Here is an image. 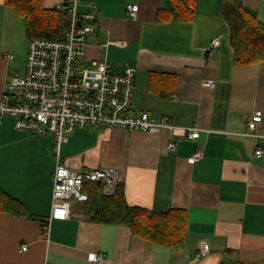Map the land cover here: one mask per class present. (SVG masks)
<instances>
[{
  "label": "crops",
  "instance_id": "obj_1",
  "mask_svg": "<svg viewBox=\"0 0 264 264\" xmlns=\"http://www.w3.org/2000/svg\"><path fill=\"white\" fill-rule=\"evenodd\" d=\"M191 3L189 20L169 13L171 2ZM238 2L264 24V0H43L45 9L76 4L95 16L86 59L113 71L136 70L130 115L149 113L177 126L174 133L122 128H77L60 150L74 169H115L130 207L153 214L185 212L186 234L175 247L157 245L126 224H100L72 203L70 219L42 224L52 207L54 141L0 123V189L23 203L32 218L0 212V264H264V157L244 136L247 118L264 114V63L240 64L222 7ZM128 5L139 11L129 17ZM221 46L209 51L214 39ZM24 20L0 0V101L7 81L21 73L29 45ZM7 56H12L8 59ZM212 80L214 90L202 84ZM197 127L192 141L181 128ZM264 133V125L261 128ZM174 152L166 150L171 139ZM197 147L200 161L190 164ZM209 245L208 255H199ZM27 246L26 251H21ZM104 254L101 263L90 254Z\"/></svg>",
  "mask_w": 264,
  "mask_h": 264
},
{
  "label": "built area",
  "instance_id": "obj_2",
  "mask_svg": "<svg viewBox=\"0 0 264 264\" xmlns=\"http://www.w3.org/2000/svg\"><path fill=\"white\" fill-rule=\"evenodd\" d=\"M66 13L69 27L65 39L53 40L35 37L29 40L23 72L12 74L0 101V123L5 117L13 119L14 130L29 136L47 137L54 141L56 168L52 175L51 212L42 224V238L48 240L50 227L55 221L70 219L72 203L88 201L84 192L86 184H99L105 197L117 194L120 177L115 169L74 170L60 163V150L69 135L77 128H122L128 132L159 134L164 130L174 133L177 126L165 117L142 113L130 115L136 85V70L127 68L123 73L113 71L106 62L86 59V41L94 31L95 16L80 15L76 4L55 8ZM129 17L139 11L137 5H128ZM222 36L214 39L209 51L221 46ZM12 59V56H7ZM206 90H214L215 82L206 80ZM263 113L258 111L247 118L243 134L257 141L255 156L264 157ZM192 141L200 139L197 127L181 128ZM177 143L172 138L166 146L174 152ZM204 157V150L197 147L189 158L194 164ZM22 246L21 251H26ZM210 252L204 245L199 255ZM104 254H90L89 261L101 263Z\"/></svg>",
  "mask_w": 264,
  "mask_h": 264
},
{
  "label": "trees",
  "instance_id": "obj_3",
  "mask_svg": "<svg viewBox=\"0 0 264 264\" xmlns=\"http://www.w3.org/2000/svg\"><path fill=\"white\" fill-rule=\"evenodd\" d=\"M6 6L24 20L29 39H65L69 27L66 13L45 9L43 0H5ZM192 4L171 2L169 13L174 18L189 20L193 16ZM230 30V43L235 51V60L240 64L264 63V24L246 12L238 2H228L222 7ZM84 192L88 201L83 203V212L100 224H126L132 232L157 245L175 247L185 238L187 218L185 212L172 210L165 214H153L145 209L130 207L123 188L119 185L114 197H105L101 186L86 184ZM0 212L32 218L25 205L0 189ZM44 223V222H43Z\"/></svg>",
  "mask_w": 264,
  "mask_h": 264
},
{
  "label": "bare ground",
  "instance_id": "obj_4",
  "mask_svg": "<svg viewBox=\"0 0 264 264\" xmlns=\"http://www.w3.org/2000/svg\"><path fill=\"white\" fill-rule=\"evenodd\" d=\"M263 116H264V114H263ZM90 256V255H89Z\"/></svg>",
  "mask_w": 264,
  "mask_h": 264
},
{
  "label": "rangeland",
  "instance_id": "obj_5",
  "mask_svg": "<svg viewBox=\"0 0 264 264\" xmlns=\"http://www.w3.org/2000/svg\"><path fill=\"white\" fill-rule=\"evenodd\" d=\"M25 67V66H24Z\"/></svg>",
  "mask_w": 264,
  "mask_h": 264
},
{
  "label": "water",
  "instance_id": "obj_6",
  "mask_svg": "<svg viewBox=\"0 0 264 264\" xmlns=\"http://www.w3.org/2000/svg\"><path fill=\"white\" fill-rule=\"evenodd\" d=\"M99 185V184H98Z\"/></svg>",
  "mask_w": 264,
  "mask_h": 264
}]
</instances>
